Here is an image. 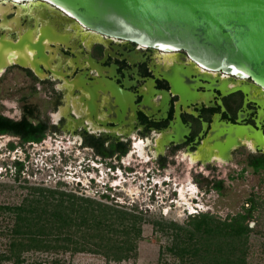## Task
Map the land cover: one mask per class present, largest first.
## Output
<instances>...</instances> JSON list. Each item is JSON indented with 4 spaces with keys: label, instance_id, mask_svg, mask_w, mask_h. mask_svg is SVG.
<instances>
[{
    "label": "flooded vegetation",
    "instance_id": "obj_1",
    "mask_svg": "<svg viewBox=\"0 0 264 264\" xmlns=\"http://www.w3.org/2000/svg\"><path fill=\"white\" fill-rule=\"evenodd\" d=\"M0 5V117L12 125L0 136L20 146L58 142L53 150L63 158L84 150V172L141 169L150 182L160 175L162 186L175 163L180 172L189 165L191 180L232 164L229 178L250 171L264 179L263 88L204 68L184 51L91 31L43 0ZM30 124L39 142H24ZM218 183L209 180L208 191L221 194Z\"/></svg>",
    "mask_w": 264,
    "mask_h": 264
},
{
    "label": "rangeland",
    "instance_id": "obj_2",
    "mask_svg": "<svg viewBox=\"0 0 264 264\" xmlns=\"http://www.w3.org/2000/svg\"><path fill=\"white\" fill-rule=\"evenodd\" d=\"M5 113L14 117L19 114L9 110ZM11 143L15 144L14 149L10 148ZM57 143L48 140L46 143L20 146L16 138L0 136V204L21 203L32 186L57 189L83 197L87 202H98L102 209L110 207L118 210L102 215L111 228L105 237L126 240L130 235L137 236V253L123 261H109L103 254L105 250L96 246L99 240L93 239L86 246L93 252L75 251L73 243L66 250L57 248L49 252H31L27 255L30 264H190L175 255L172 249L182 238L190 236L193 230L191 216L210 213L216 222L224 221L242 211V206L250 197H255L258 209L250 222L248 264H264L263 176L248 171L242 177L233 174L234 178H229V168L234 167L232 164L230 167L222 165L215 173L203 168L204 175L191 180L189 165L183 166L180 172L178 163H175L165 172V175L172 172V182L162 186L160 175H154L150 182L145 174H141V169L136 174L118 173L117 178L101 165H93L99 172L96 169L84 172L81 161L87 153L80 150V153L76 151L74 155L63 158L58 149L53 150ZM16 160L25 162L19 180L14 178ZM213 177L215 180L223 179V194L208 191L207 183ZM156 181H159L158 185H155ZM173 190H177L175 194ZM101 194L108 195L109 199ZM103 211L107 212L106 208ZM7 222V214L0 212V253L6 250L8 237L2 233ZM133 226L139 228V235L134 233ZM89 234L104 235L99 231ZM0 264L13 263L0 261Z\"/></svg>",
    "mask_w": 264,
    "mask_h": 264
},
{
    "label": "water",
    "instance_id": "obj_3",
    "mask_svg": "<svg viewBox=\"0 0 264 264\" xmlns=\"http://www.w3.org/2000/svg\"><path fill=\"white\" fill-rule=\"evenodd\" d=\"M43 1L91 31L184 51L204 68L264 89V0Z\"/></svg>",
    "mask_w": 264,
    "mask_h": 264
},
{
    "label": "trees",
    "instance_id": "obj_4",
    "mask_svg": "<svg viewBox=\"0 0 264 264\" xmlns=\"http://www.w3.org/2000/svg\"><path fill=\"white\" fill-rule=\"evenodd\" d=\"M0 120L6 123L0 127V131L9 132L11 122L1 117ZM33 129L35 127L32 124L27 127L24 142H39L42 139L43 135L32 134ZM10 148L14 149L15 145L10 144ZM24 167L25 162H14L16 180L20 179ZM215 188L223 194L222 183H218ZM249 202L251 206L245 208L243 213L228 216L224 221L216 222L210 213L191 216L193 230L190 236L173 245V253L190 264H248V235L252 231L250 222L258 209L255 199L251 198ZM105 208L107 212L103 211ZM105 208L102 209L98 202H87L83 197L57 189L30 187L29 195L21 203L0 204V212L7 214L8 220L6 230L2 233L8 237V241L6 250L0 253V261L30 264L27 255L31 252H49L57 248L66 250L73 243L75 251L93 252L86 249L87 242L89 245L93 239L99 240L96 246L105 250L103 254L109 261L129 259L134 252L137 253L136 240L139 237L130 235L126 240L105 237L111 228L102 215L114 211L110 207ZM132 228L136 235L140 234L139 228ZM98 231L104 235L89 234ZM80 240L83 242L80 243Z\"/></svg>",
    "mask_w": 264,
    "mask_h": 264
},
{
    "label": "bare ground",
    "instance_id": "obj_5",
    "mask_svg": "<svg viewBox=\"0 0 264 264\" xmlns=\"http://www.w3.org/2000/svg\"><path fill=\"white\" fill-rule=\"evenodd\" d=\"M6 1H7V0H6ZM12 1H13V0H12ZM4 2H5V1H4ZM15 2H17V1L15 0ZM37 4L39 5L40 3L37 2ZM46 4H48V3L46 2ZM0 6H1V5H0ZM20 11H21V10H20ZM160 48H162V49H164V50H167L165 47H162V46H161ZM175 51H176V50H175ZM8 56H9V55H7L6 57L8 58ZM239 78H243V77H242V76H239ZM244 79H245V78H244ZM255 85H256V84H255ZM140 151H141V150H140ZM140 151H139V153L142 154V152H140ZM181 195H182V193H181Z\"/></svg>",
    "mask_w": 264,
    "mask_h": 264
}]
</instances>
